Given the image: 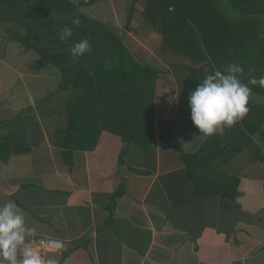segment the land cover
<instances>
[{
	"label": "crops",
	"instance_id": "0c3cea01",
	"mask_svg": "<svg viewBox=\"0 0 264 264\" xmlns=\"http://www.w3.org/2000/svg\"><path fill=\"white\" fill-rule=\"evenodd\" d=\"M143 1L134 11V0H110L101 6H112L104 22L123 38L134 58L161 71L154 149L140 155L132 148L125 157L127 165L121 166L124 143L103 131L94 149L77 147L68 162L69 150L55 139L62 128L57 118L66 119L59 112L63 108L38 113L62 93L67 103L68 93H57L60 71L12 40L0 56V121L19 114L31 118L25 121V132L0 129V204L12 200L18 205L28 226L36 228L29 238L33 242L53 238L64 243L62 251L45 254L59 264H264V163L254 160L264 152V88L251 87L250 111L243 121L222 135L198 138L189 101L182 98L175 77L180 67L202 62L175 38L180 27H170L177 0L174 6L158 1L151 10L152 5L141 6ZM99 8L103 10L97 3L82 11L99 20ZM59 20L62 27L68 26L62 17ZM178 35L184 40L196 36L188 29ZM231 50L232 45L223 48V55ZM169 57L176 60L170 62ZM247 125L254 129L248 131ZM210 139L209 149L218 150V157L200 174L206 179L238 176L239 208L221 197H196L185 164L170 147L177 142L192 154ZM15 141L31 143L32 151L10 152L5 145ZM229 143L243 152L223 164L220 157ZM128 165L141 173L129 171ZM117 192L121 194L115 197Z\"/></svg>",
	"mask_w": 264,
	"mask_h": 264
},
{
	"label": "trees",
	"instance_id": "16d2710c",
	"mask_svg": "<svg viewBox=\"0 0 264 264\" xmlns=\"http://www.w3.org/2000/svg\"><path fill=\"white\" fill-rule=\"evenodd\" d=\"M109 1L0 0V14L8 12L2 21L13 19L26 30L14 40L36 51L60 71L57 93L67 92L68 96L66 106L59 112L66 116L68 125L57 130L55 139L60 141L64 150H69L65 151L68 162L75 148L94 149L103 131L118 135L124 143L119 159L121 166L127 165L125 157L132 148L137 151L135 154L141 155L155 147L154 109L161 71L139 63L123 38L104 22V17L109 15L106 9L111 10V6L101 4ZM138 1L134 0L132 11ZM167 1L174 6L176 0ZM159 2L163 5L165 0ZM97 3L103 7V10L99 8V20L83 13L84 8ZM4 6L6 9L1 12ZM153 11L157 12V9ZM176 11L170 27L179 26V33L188 29L196 36L188 35L184 40L177 33L175 38L202 62L198 66L180 67L181 73L185 72L179 81L183 99L189 101V95L203 79L205 69L223 71L228 64L237 63L244 69L241 80L245 84L253 77L264 76V0H177ZM234 12L238 19H235ZM66 15L69 27L76 17L81 24L73 27L70 39L62 41L59 32L63 27L59 18ZM181 19L183 24H180ZM137 33L145 34L143 31ZM81 38L90 40L91 51L83 57L73 58L69 49ZM234 39L238 42L236 46H233ZM231 45V52L223 55V48ZM52 95L37 104L46 102ZM107 110L112 115H108ZM27 117L31 118L29 114H19L13 120L0 121V129L7 127L13 128L12 132H25ZM247 129L251 131L254 126L247 125ZM211 142L212 139L206 141L198 152L192 154L183 151L177 142L170 143V147L185 164L186 176L192 182L196 197L201 200L221 197L238 207V176L206 179L200 174L217 160L218 150L209 149ZM7 145L15 154H27L33 148L31 143L17 141ZM224 151L226 153L220 157L223 164L234 160L243 149L229 143L224 145ZM254 160L264 163V152L255 155ZM128 168L131 172L141 173L129 165ZM120 194L117 192L115 197Z\"/></svg>",
	"mask_w": 264,
	"mask_h": 264
},
{
	"label": "clouds",
	"instance_id": "9594fccd",
	"mask_svg": "<svg viewBox=\"0 0 264 264\" xmlns=\"http://www.w3.org/2000/svg\"><path fill=\"white\" fill-rule=\"evenodd\" d=\"M71 24L72 27L66 25L61 29L62 41L73 36V27L81 24L79 17ZM90 51L88 38L74 42L69 49L73 58L83 57ZM243 72V67L237 63L228 64L223 71L205 69L203 79L189 95L191 120L199 130L198 138L222 135L226 128H232L248 115L249 85L264 88V76L253 77L245 84L241 80ZM35 234L36 228L28 226L25 215L14 201L0 204V264H59L55 257H46L33 239H29Z\"/></svg>",
	"mask_w": 264,
	"mask_h": 264
},
{
	"label": "rangeland",
	"instance_id": "374dc122",
	"mask_svg": "<svg viewBox=\"0 0 264 264\" xmlns=\"http://www.w3.org/2000/svg\"><path fill=\"white\" fill-rule=\"evenodd\" d=\"M158 1L159 0H148V1L147 0H144L143 2H141V6L143 7V5H145L147 7L148 4L149 5L159 4V3H157ZM188 1L190 2L191 0H188ZM136 4H138V3H136ZM153 6L154 5H152L151 7H149V10H151ZM4 9H6L5 6L3 7V9H2L1 12L5 11ZM111 9H112V6H111ZM7 14H8L7 11L3 12L2 14H0V56L4 53L5 48L7 47V45L12 40H14L16 37H20V36H22L23 34L26 33V30L21 26V24L19 22H15V21H13V19L2 21L3 16H5ZM234 14H235V16H234L235 19H238L237 14L235 12H234ZM67 19H68V17H65L64 16L62 20L64 22ZM229 38H232V37H229ZM237 43L238 42L234 39L233 46H236ZM21 46L25 47L24 45H21ZM161 48H163V47L161 46ZM34 55H37L38 57H40V59H42L43 61H45L36 51H34ZM31 58H32V56L29 57V59H31ZM169 58H171V57H169ZM175 60H176V58L172 57L170 59V62H174ZM180 61H182V58L181 57H180ZM189 65H192L191 62L189 63ZM195 66H198V65H195ZM40 67H41V69H44V66L43 65H41ZM50 69H53V68H50ZM184 74H185V72L179 73L175 77L176 83L178 85H180L179 81L181 80V77L184 76ZM65 103H66V95L64 93H62L59 96H57V98H55V103L54 104H48V105L44 106L42 109L38 110V113L41 115L43 113L44 114H47V113H49L50 111H52L54 109L61 110L62 108H64ZM107 114L108 115H112V112H110V111L107 110ZM57 119L59 121V126L60 127H62V128L67 127L68 122L66 121L65 117L59 116V118H57ZM3 135L5 137H9V138L13 137L12 134H8L7 136L5 134H3ZM7 141H9V140H7Z\"/></svg>",
	"mask_w": 264,
	"mask_h": 264
},
{
	"label": "built area",
	"instance_id": "2783aa9c",
	"mask_svg": "<svg viewBox=\"0 0 264 264\" xmlns=\"http://www.w3.org/2000/svg\"><path fill=\"white\" fill-rule=\"evenodd\" d=\"M43 241L44 243H39ZM49 242H52L51 245L49 246ZM38 247L39 250L45 255L47 252L50 251H62L64 248V243L62 241L53 239V238H49V239H45V238H39L37 240H35V242Z\"/></svg>",
	"mask_w": 264,
	"mask_h": 264
}]
</instances>
